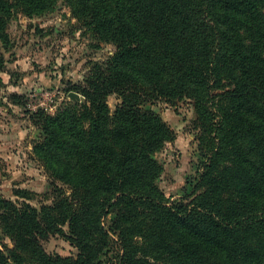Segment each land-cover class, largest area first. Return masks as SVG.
<instances>
[{"label":"trees","instance_id":"1","mask_svg":"<svg viewBox=\"0 0 264 264\" xmlns=\"http://www.w3.org/2000/svg\"><path fill=\"white\" fill-rule=\"evenodd\" d=\"M56 2L0 0V85L12 13L40 16ZM67 2L117 51L72 86L84 104L32 113L35 152L72 194L55 186L40 208L0 195V264H105L112 236V264H264V0ZM113 94L122 103L111 115ZM185 100L204 161L192 192L171 201L156 155L175 133L145 107ZM55 234L76 258L47 254L42 241Z\"/></svg>","mask_w":264,"mask_h":264},{"label":"rangeland","instance_id":"2","mask_svg":"<svg viewBox=\"0 0 264 264\" xmlns=\"http://www.w3.org/2000/svg\"><path fill=\"white\" fill-rule=\"evenodd\" d=\"M9 32L13 47L5 52L6 66L0 85V195L40 208L53 203L55 186L65 190L68 197L72 191L54 179L36 154L35 148L43 135L31 115L44 110L55 116L68 102L84 104L85 98L72 91V86L84 82L92 66L109 60L117 47L98 42L87 32L67 0H57L51 11L40 16L28 17L22 11H14ZM14 95L21 97V105L14 103ZM121 103L117 94L108 98L111 115ZM145 108L160 115L175 133L174 141L167 142L156 155L164 168L158 184L171 201L181 199L192 192L204 161L199 146L200 131L194 126L197 115L193 101L185 100L177 106L158 102ZM23 193L28 196H22ZM114 218L110 215L104 225L109 228ZM115 241L112 236L113 244L103 258L105 264L116 262ZM4 242L13 248L8 236ZM42 244L52 256L76 258L79 254L77 247L60 234L51 235Z\"/></svg>","mask_w":264,"mask_h":264},{"label":"water","instance_id":"3","mask_svg":"<svg viewBox=\"0 0 264 264\" xmlns=\"http://www.w3.org/2000/svg\"><path fill=\"white\" fill-rule=\"evenodd\" d=\"M72 95L74 96V95H76V94L72 93Z\"/></svg>","mask_w":264,"mask_h":264}]
</instances>
